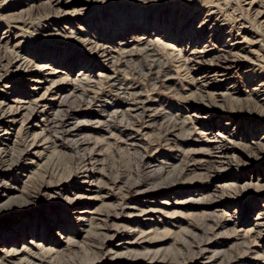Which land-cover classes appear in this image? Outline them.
I'll list each match as a JSON object with an SVG mask.
<instances>
[{"label": "rangeland", "instance_id": "1", "mask_svg": "<svg viewBox=\"0 0 264 264\" xmlns=\"http://www.w3.org/2000/svg\"><path fill=\"white\" fill-rule=\"evenodd\" d=\"M0 9V264H264V0Z\"/></svg>", "mask_w": 264, "mask_h": 264}, {"label": "bare ground", "instance_id": "2", "mask_svg": "<svg viewBox=\"0 0 264 264\" xmlns=\"http://www.w3.org/2000/svg\"><path fill=\"white\" fill-rule=\"evenodd\" d=\"M59 9V8H58ZM1 10V9H0ZM257 18H261L262 16H263V12H259L257 15ZM12 57V56H11ZM11 61H13V62H9V64L11 65V64H14L13 66H15L16 64H18L20 61L18 60V58H16V57H14L13 58V60H11ZM8 63V62H7ZM5 66H7V65H5V64H0V72H1V70L3 71L4 69H3V67H5ZM12 66V67H13ZM79 75H84L82 72H80L79 73ZM2 80V77H1V74H0V81ZM196 82V81H195ZM84 85V84H83ZM261 89V88H260ZM129 108V107H128ZM2 118V117H1ZM186 120V119H185ZM1 121V120H0ZM2 125V123L0 122V126ZM7 167H8V164H7ZM164 167V166H163ZM168 168H169V166H168ZM167 169V168H166ZM4 206H7V205H4ZM42 207H44V205H41V207L40 208H42ZM132 209V208H131ZM25 211H28V210H25ZM25 211H23V212H25ZM140 213L143 215V216H147L148 214H149V212L148 211H146V210H143V211H140ZM51 222H52V224H56L55 223V221H53V220H51ZM50 225H51V223H50ZM18 226V225H17ZM34 226H37V225H35L34 224ZM49 226V225H48ZM97 227V226H96ZM17 228V227H16ZM97 230V229H96ZM252 230L254 231V234L253 235H255L254 236V240H255V237H257V236H260V237H263L264 235H263V232H264V224L260 221V222H258V224L256 225V227H254V228H252ZM253 233V232H252ZM95 235V234H94ZM98 235V234H97ZM99 241V240H98ZM256 241V240H255ZM103 245V244H102ZM263 245V244H262ZM202 246V245H201ZM199 247V246H198ZM93 251H94V249H92ZM97 251H98V249H97ZM46 252V251H45ZM49 252V251H48ZM220 252L221 251H219V252H214V257L216 258V256H217V254H220ZM15 253H16V251H15ZM93 254H95L96 253V251H94V252H92ZM12 255H13V253H12ZM216 255V256H215ZM11 256V255H10ZM227 256V255H226ZM117 258H120V257H118V256H116ZM231 260V259H230ZM16 264H18V263H16ZM27 264V263H26ZM182 264H184V263H182Z\"/></svg>", "mask_w": 264, "mask_h": 264}]
</instances>
